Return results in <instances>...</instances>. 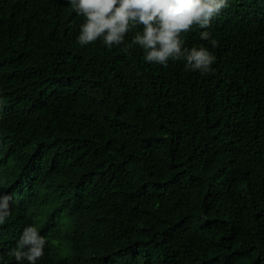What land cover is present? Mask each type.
I'll use <instances>...</instances> for the list:
<instances>
[{"label":"trees","instance_id":"obj_1","mask_svg":"<svg viewBox=\"0 0 264 264\" xmlns=\"http://www.w3.org/2000/svg\"><path fill=\"white\" fill-rule=\"evenodd\" d=\"M82 22L0 0V264L28 225L37 264H264V0L184 35L206 74L145 62L134 32L80 46Z\"/></svg>","mask_w":264,"mask_h":264},{"label":"clouds","instance_id":"obj_2","mask_svg":"<svg viewBox=\"0 0 264 264\" xmlns=\"http://www.w3.org/2000/svg\"><path fill=\"white\" fill-rule=\"evenodd\" d=\"M72 10L83 22L77 42L86 46L96 41L111 49L125 43L134 32L131 44L139 46L147 63L167 65L184 61L185 69L206 74L216 57L204 46L185 47L184 35L196 27L207 29L213 19L228 7V0H68ZM200 38L213 48L217 41L209 31ZM127 50V49H125ZM9 195H0V225L11 215ZM47 238L34 225L26 226L16 246L10 250L17 264H37L44 256Z\"/></svg>","mask_w":264,"mask_h":264}]
</instances>
